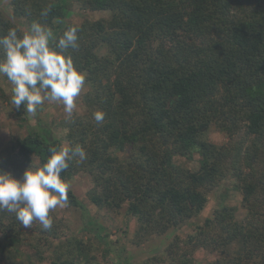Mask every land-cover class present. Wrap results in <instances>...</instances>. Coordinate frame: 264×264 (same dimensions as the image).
<instances>
[{
    "label": "trees",
    "instance_id": "1",
    "mask_svg": "<svg viewBox=\"0 0 264 264\" xmlns=\"http://www.w3.org/2000/svg\"><path fill=\"white\" fill-rule=\"evenodd\" d=\"M7 1L0 36L34 22L57 40L78 28L79 48L69 52L89 90L82 114L76 108L45 126L41 110L15 108L14 85L0 75V113L11 108L7 118L28 127L23 135L0 127V170L22 179L31 165L43 167L51 147L87 153L61 173L69 200L50 212V230L0 211V264H135L130 249L170 231L142 264H264V0ZM74 4L100 16L68 22ZM97 111L105 113L99 124ZM211 129L227 143L209 142ZM80 177L88 190L78 195ZM232 190L242 196L243 218L225 204ZM78 208L76 231L70 214Z\"/></svg>",
    "mask_w": 264,
    "mask_h": 264
},
{
    "label": "clouds",
    "instance_id": "2",
    "mask_svg": "<svg viewBox=\"0 0 264 264\" xmlns=\"http://www.w3.org/2000/svg\"><path fill=\"white\" fill-rule=\"evenodd\" d=\"M49 9L41 12L46 17ZM78 28L70 27L57 40L51 28L39 22L28 31L18 33L10 28L0 36V75L14 85L11 103L17 110L23 105L27 113L35 114L45 101L58 102L69 116L76 109V99L85 86L86 74L75 65L69 50L79 48ZM99 124L105 113L93 116ZM51 155L40 168H28L22 179L0 170V211L14 213L26 228L38 221L44 230H50L53 219L50 212L58 206L66 207L70 185L61 173L69 162H83L87 153L80 145L49 149Z\"/></svg>",
    "mask_w": 264,
    "mask_h": 264
},
{
    "label": "rangeland",
    "instance_id": "3",
    "mask_svg": "<svg viewBox=\"0 0 264 264\" xmlns=\"http://www.w3.org/2000/svg\"><path fill=\"white\" fill-rule=\"evenodd\" d=\"M0 5H2L5 10H7L6 7H8V1L7 0H0ZM6 12L9 13L8 11H6ZM99 16H100L99 14H95V13L84 14V12L79 11L78 4H74L73 6L70 7V14L67 18V21L78 24L85 17L95 19V18H98ZM88 90H89V87L86 85L83 88V90L81 91L80 95L76 99V104H77L76 108H78V109H76V113L78 115L82 114V110H81V106H80L81 105L80 104L81 96L83 93H85ZM7 91H9L8 88H7ZM7 110H5L6 114H8V112H9V113H11V115H13L11 108H8ZM39 110H41V113L38 115L40 117L39 120H41L45 126L50 125L49 123H51L52 120L56 119V120L60 121V120H63L65 118H69V115L67 113H65V111H64V106L62 103H58V102L49 103V102L45 101L44 105ZM59 111H62L63 115L59 114ZM6 114L3 112L0 113V120H2V119L4 120V121L2 120L3 122L0 123V127H5L6 125L10 126L14 135H16V134L23 135V134L27 133V130H28L27 126L19 129L16 125H14L13 119H10L9 117L7 118ZM33 119L34 120H32L29 124L33 125V123L35 124L36 121H39V120H36L37 117L35 118V116ZM53 132L58 133L59 131L53 130ZM207 140L213 144H216V145H223V144L227 143V141H228V139L224 135V133L220 132L218 129L209 130V132L207 134ZM197 167H198V165L195 166V169ZM228 186H230L229 181L224 183L222 185V187L218 188L214 193H212L209 196L210 202H209V205H208V207L204 213V216H207L213 210V208L217 204L220 193L224 190V188H226ZM72 188H74L75 192L78 195L87 192L88 185L86 183V178L80 177L79 179H77L76 182L74 183V185L72 186ZM228 193L230 194V197L225 202V204L232 206V207H237L239 209V217L243 218L245 211L241 207V201H242L241 194L239 192L234 191V190L229 191ZM85 205H86V202H85ZM82 214H83V211L80 210V208L73 210L71 212L70 220H72L74 223L73 227H72L73 230L77 231L80 228V222H81L80 218H81ZM119 219L122 220L123 222L126 220L124 213ZM85 220H87V219H85ZM113 233H115V230H113ZM174 233H175L174 231H170L169 235L164 236L160 241H154L151 244L150 243L149 244L148 243L143 244L142 251H140L138 249H130L131 250V252H130L131 261L134 262L135 264H142V262L145 259H147L148 257L158 253L160 250L161 244L168 242L170 235L174 234ZM114 249L118 252H121L123 250V247L118 248V249L114 248Z\"/></svg>",
    "mask_w": 264,
    "mask_h": 264
}]
</instances>
